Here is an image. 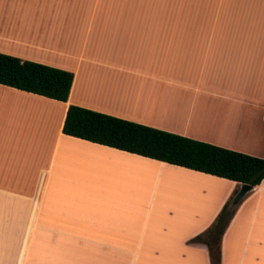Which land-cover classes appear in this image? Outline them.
Here are the masks:
<instances>
[{
    "label": "crops",
    "instance_id": "obj_1",
    "mask_svg": "<svg viewBox=\"0 0 264 264\" xmlns=\"http://www.w3.org/2000/svg\"><path fill=\"white\" fill-rule=\"evenodd\" d=\"M0 53L73 74L66 102L0 85V264H209L187 242L240 184L62 127L73 105L264 159V0H0ZM237 209L232 263L264 264V179Z\"/></svg>",
    "mask_w": 264,
    "mask_h": 264
},
{
    "label": "trees",
    "instance_id": "obj_2",
    "mask_svg": "<svg viewBox=\"0 0 264 264\" xmlns=\"http://www.w3.org/2000/svg\"><path fill=\"white\" fill-rule=\"evenodd\" d=\"M72 83L73 74L71 72L22 61L0 53V85L58 102H66ZM62 133L237 184L258 187L264 179V159L262 158L78 106L68 107ZM233 197L223 206L215 224L210 229L187 242V244L204 245L209 264H221L220 243L236 212H233V208L237 206L232 204Z\"/></svg>",
    "mask_w": 264,
    "mask_h": 264
},
{
    "label": "rangeland",
    "instance_id": "obj_3",
    "mask_svg": "<svg viewBox=\"0 0 264 264\" xmlns=\"http://www.w3.org/2000/svg\"><path fill=\"white\" fill-rule=\"evenodd\" d=\"M153 205H154V203H153ZM155 205L158 206V203H156ZM155 205H154V207H152L150 214H149L150 215L149 220H150L151 226L154 227L152 224H153V222L156 221V222H158L159 227L170 228L171 219L167 216V213H165V210L159 211V209L157 208V206L155 207ZM236 209H237V206L235 208H233V212L236 211L234 214V218L231 219L232 221L229 222V226H227V228L225 230V232H227V230H228L227 234L224 232L226 234V237L224 240L226 242V247L230 246V248L232 249L230 257L227 258V261L230 260L231 264H233L232 260H233L234 255L236 254L235 250L238 249L237 247H238V243H239V233L241 232V230L243 228V227H241V225L239 226L238 218L236 216L238 209L237 210ZM187 221L189 222V220H187ZM185 222H186V220L184 219L182 222L181 228L183 230L189 231V230H187V229H189V227L186 226ZM215 222H216V219L213 222V224H215ZM213 224L211 225V227L213 226ZM211 227H209L208 229H210ZM208 229H206L205 231H207ZM225 234H224V236H225ZM220 247H221V243H220ZM9 254H10L9 252L6 253L7 256ZM200 264H202V262H200Z\"/></svg>",
    "mask_w": 264,
    "mask_h": 264
},
{
    "label": "water",
    "instance_id": "obj_4",
    "mask_svg": "<svg viewBox=\"0 0 264 264\" xmlns=\"http://www.w3.org/2000/svg\"><path fill=\"white\" fill-rule=\"evenodd\" d=\"M253 189L252 186L247 184H240L239 189L232 199L233 205H238V203Z\"/></svg>",
    "mask_w": 264,
    "mask_h": 264
}]
</instances>
